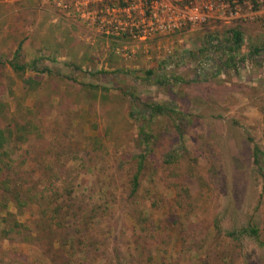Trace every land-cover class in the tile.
Listing matches in <instances>:
<instances>
[{"label":"rangeland","instance_id":"1","mask_svg":"<svg viewBox=\"0 0 264 264\" xmlns=\"http://www.w3.org/2000/svg\"><path fill=\"white\" fill-rule=\"evenodd\" d=\"M89 2L0 0V127L38 130L8 144L11 181L58 190L50 207L3 208L0 196V264H264V178L252 157L254 144L264 152V54L217 73L229 30L243 34L240 56L264 46L260 18L143 42L98 32L75 12L93 10ZM18 48L21 64L36 62L23 77L9 66ZM138 99L171 112L150 124L155 139L131 195L149 118ZM249 223L259 241L226 236Z\"/></svg>","mask_w":264,"mask_h":264},{"label":"trees","instance_id":"2","mask_svg":"<svg viewBox=\"0 0 264 264\" xmlns=\"http://www.w3.org/2000/svg\"><path fill=\"white\" fill-rule=\"evenodd\" d=\"M209 41L212 43L214 38H209ZM243 43V34L240 30L231 29L228 31L224 45L226 48V55L223 53L225 58L223 62H220V69L217 73H228L231 70L237 71L240 64H244L246 61L252 62L258 55L264 54V46H253L247 54L240 56L238 50L243 46ZM220 47L221 45L219 43L215 45L212 44L213 51L215 49H220ZM19 50L20 49L18 48L15 51L12 60L9 62V66L15 76L23 77L27 67L35 69L34 66L36 62H32L29 65L21 64L19 59ZM213 51V54L216 53ZM208 53L211 52L208 51ZM238 56H240V58ZM147 74L151 75L152 72L147 71ZM198 75H200V73ZM178 80H180V78H178ZM22 82L26 86L31 87L30 91L33 92L36 91L40 86L39 82L31 78H22ZM137 101V103L142 105L146 110L149 118L147 120L141 121L139 124L137 141L139 152L135 156V172L132 175L129 185L131 195H135L139 188L140 177L142 175V171L145 168L147 156L152 150L153 139H155V136L151 131L150 124L153 119L155 120L159 116L169 114V112H171L170 105L168 103L147 104L141 99H138ZM15 126L16 127L14 129L11 127H0V196L4 198V202L1 203V205L3 208L7 207V203H12L18 208L29 207L32 205H46V207H50L52 206L51 197L57 195V189L54 190L51 188L42 187L41 190L36 191L35 188L26 187L25 190L18 191L16 187L19 184L17 182L11 181L10 173L13 171L12 165L14 161L7 149L8 144L11 142L12 138H14V141L17 143H24L28 141V138L31 136V134H38L37 126H35L30 121H26L20 125H16L15 123ZM176 129L178 137L181 139V142H183V130L180 128V125H176ZM252 157L256 171L261 177L264 178V152L261 151L259 146L256 144H254L252 147ZM49 218L54 221L55 226L61 227L62 218H59L54 210L51 212ZM65 220L67 221L66 218ZM13 226L19 227L20 224H17V222L14 221ZM11 231H13V227H10L9 229L5 228L1 233L4 238H6ZM225 233L226 236L234 242H239V240L244 237L253 239L254 241H259V229L252 223L247 224L245 227L232 228L230 231Z\"/></svg>","mask_w":264,"mask_h":264},{"label":"built area","instance_id":"3","mask_svg":"<svg viewBox=\"0 0 264 264\" xmlns=\"http://www.w3.org/2000/svg\"><path fill=\"white\" fill-rule=\"evenodd\" d=\"M80 1L86 8L90 4L89 0ZM92 3L93 10L85 11L77 6L76 14L82 19H90L89 25H95L104 35H127L143 42L213 22L259 17L260 25L264 26V17L258 16L264 12V0H93ZM246 4L249 13L242 11ZM253 10L259 12H251Z\"/></svg>","mask_w":264,"mask_h":264}]
</instances>
